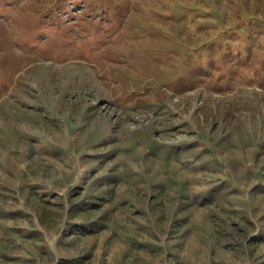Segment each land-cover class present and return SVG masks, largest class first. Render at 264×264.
I'll return each mask as SVG.
<instances>
[{
    "label": "rangeland",
    "instance_id": "374dc122",
    "mask_svg": "<svg viewBox=\"0 0 264 264\" xmlns=\"http://www.w3.org/2000/svg\"><path fill=\"white\" fill-rule=\"evenodd\" d=\"M0 264H264V0H0Z\"/></svg>",
    "mask_w": 264,
    "mask_h": 264
}]
</instances>
